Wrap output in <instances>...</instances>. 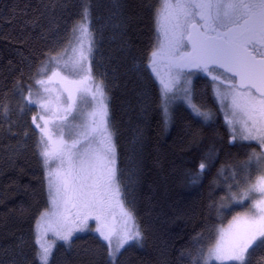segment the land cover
<instances>
[{"label":"snow or ice","instance_id":"6c2138e0","mask_svg":"<svg viewBox=\"0 0 264 264\" xmlns=\"http://www.w3.org/2000/svg\"><path fill=\"white\" fill-rule=\"evenodd\" d=\"M141 13L154 24V42L140 55L129 40L121 45L124 74L137 85L140 113L146 118L155 106L163 129L179 126L189 147L202 144L207 132L210 144L197 158L198 166L182 173L183 180L197 187L212 177L209 217L243 209L226 227L206 225V247L203 233H197L193 247L181 250L175 261L165 248L158 264H264V0H139L132 10L127 0H47L35 14L24 11V27L36 35H26L16 63L0 70V145L17 140L12 160L33 140L46 202L38 214L20 209L21 216L35 221L32 253L23 235L12 233L7 244H0V264H52L55 245L44 239L46 234L71 248L73 234L87 230L89 219L106 242L102 251L89 253L98 264H122L125 253L145 246L151 229L136 223L134 213L145 132L134 129L125 175L118 165L119 130L105 102L107 73L99 82L94 79L101 66L97 37L107 28L126 37ZM197 73L208 77L204 90L193 84ZM209 87L215 112L206 104ZM85 103L90 110L81 108ZM178 104L187 116L179 115ZM34 108L40 114L29 122ZM219 112L225 114L227 137L215 131ZM232 149L246 158L236 159ZM221 155L231 162L221 164L213 177ZM253 172L258 173L254 181ZM221 183L227 195L217 201L212 192Z\"/></svg>","mask_w":264,"mask_h":264},{"label":"trees","instance_id":"16d2710c","mask_svg":"<svg viewBox=\"0 0 264 264\" xmlns=\"http://www.w3.org/2000/svg\"><path fill=\"white\" fill-rule=\"evenodd\" d=\"M44 2L47 0H0V70L6 72L9 61L16 63L17 49L26 35H36L30 28L24 27L23 20L26 17L23 12L35 14V10ZM138 2L139 0H127L129 9H135ZM140 17L127 29L126 37L120 35V30L112 28L105 29L102 38L97 37L99 51L96 58L101 61V66L94 74L101 80L103 74L107 73L105 83L108 85L109 116L119 130L118 165L125 175L131 167L129 141L134 129L140 126L146 136L144 160L139 184L135 189L134 208L138 224L150 226L151 232L143 248H135L125 253L121 258L122 264H158L161 252L165 248L169 260L175 261L181 250L194 246L192 238L197 233H203L202 243L207 246L206 225L209 222L219 227L228 222L236 211L243 210L236 206L233 211H223L219 216L213 212L209 217L207 204L210 194L209 181L212 177L206 178L203 185L197 187H189L183 180L182 173L193 168L194 163L198 166L197 158L209 146L207 132L204 133L205 139L202 144L189 147L179 126L172 125L166 131L163 129L160 123L161 116L155 110V106L146 118L140 113L136 98L137 85L124 74L125 55L121 50L124 39L129 40L137 49V55L146 52L149 45L154 42L152 20L147 13H141ZM9 19H12L13 23H6ZM207 80L208 77L204 74H198L193 84L198 91L204 90ZM160 87L158 81L155 82L157 92ZM207 92V107L215 112V101L210 87ZM177 107L179 115L187 116V109L183 105L178 104ZM33 115L38 116V108H34L26 120L30 122ZM215 131L223 137L228 135L229 129L223 112L217 114ZM32 142L33 140L29 139L27 151L13 157L12 160L8 157L16 148L17 140L8 139L0 145V244H7L12 238V233L16 236L23 235L30 254L35 247V238L32 234L35 221L32 215L21 216L20 209H29L31 214H38L37 210L42 209L46 202V195L39 190L42 170L31 151ZM257 149L258 146L256 151ZM232 151L236 159L246 158L242 153L238 154L236 149ZM228 162H231V158L221 155L213 169V177L216 169ZM256 175L258 173L253 172V181ZM212 195L217 201L221 197H226L227 192L223 183L218 187L214 186ZM224 202L228 203L227 200ZM244 204L249 205V201H244ZM93 227L91 225L87 230L75 234L71 248L63 241L59 242L53 250L52 264H98V259L93 261L89 253L102 251L101 245H106V242L99 238Z\"/></svg>","mask_w":264,"mask_h":264},{"label":"rangeland","instance_id":"374dc122","mask_svg":"<svg viewBox=\"0 0 264 264\" xmlns=\"http://www.w3.org/2000/svg\"><path fill=\"white\" fill-rule=\"evenodd\" d=\"M161 71L163 72V68L161 69ZM198 74H203V73H197L195 76L192 77V80H194V78H195ZM94 79L96 80V82H99V81H100V79H99V78H96L95 76H94ZM53 87H58V85H53ZM90 87H91V86H90ZM105 95H106V97H107V100H106L105 102L108 104V107H109V99H108V94H107V92L105 93ZM88 100H89V101L91 100V97H90V96L88 97ZM81 108H82V109L90 110V106H89L87 103H85V104H81ZM39 114H40V113H39V109H38V116H39ZM223 115H224V118H225V114H224V113H223ZM53 131H54V133H56V134L58 135L60 130H59V128H54ZM259 151H260V149H259V147H258L257 152H259ZM245 201H246V200H245ZM249 204H250V201H249ZM126 207H127V205H126ZM134 213H135V208H134ZM135 218H136V223H138L136 213H135ZM116 219H117V223L119 224V222H120V217L117 216ZM231 219H232V218H231ZM231 219H229V221H230ZM229 221L226 222V223H224V224H221V225H219V226L226 227V226L228 225ZM91 225H93V226H94L93 229H95V227H96V222H95L94 219H89V220H88V228H89ZM82 232H83V231H82ZM77 233H79V232H75V233L73 234V236H74L75 234H77ZM44 239H46V240H47L48 242H50V243H53V244L55 245V247H56V245H57L59 242H61V240H58V239L54 236V234H53L52 232H48V233L46 234V236L44 237ZM114 243H115V241H114ZM55 247H54V248H55ZM54 248H53V250H54Z\"/></svg>","mask_w":264,"mask_h":264}]
</instances>
